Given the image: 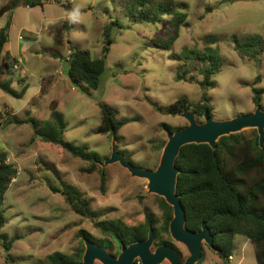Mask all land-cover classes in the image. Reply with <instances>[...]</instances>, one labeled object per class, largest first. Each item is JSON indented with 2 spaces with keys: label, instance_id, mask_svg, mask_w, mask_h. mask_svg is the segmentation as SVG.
I'll return each instance as SVG.
<instances>
[{
  "label": "rangeland",
  "instance_id": "obj_1",
  "mask_svg": "<svg viewBox=\"0 0 264 264\" xmlns=\"http://www.w3.org/2000/svg\"><path fill=\"white\" fill-rule=\"evenodd\" d=\"M9 1L0 0V29L11 19L6 50L21 62L15 69L12 64L13 71L5 79L15 91L26 90L22 98H16L0 87V152H7L8 161L19 170L5 196L8 222L0 231L6 235L5 240L0 238V264H50L49 256L56 253L74 256L79 249L85 252L81 230L97 239H112L72 209L63 194L66 185L91 201L101 213L99 221L138 226L151 214L159 226L163 210L159 196L149 193L148 180L132 176L120 163L104 167L115 145L135 168L158 167L169 132L162 125L175 130L189 122L181 114H162L156 106L166 108L181 97L199 103L206 91L215 120H230L257 109L253 89L264 88V0H152L188 15L169 50L155 41L165 42L175 34L172 16L165 15L160 23L141 22L152 5L141 6L138 0H48L42 6L22 5L2 13ZM68 3L70 9L64 6ZM76 9L79 17L72 20L69 14ZM154 11L156 15L157 8ZM252 36L261 44L243 47ZM234 37L242 42V49ZM70 46L89 50L97 58L107 55L99 89L70 80ZM207 48L217 51L221 68L213 76L216 87L203 90L199 84L203 63L188 59L186 52ZM179 74L195 81L178 79ZM46 78L52 80L44 94ZM100 102L116 109L119 119L129 120L119 131V140L97 133L102 119ZM55 104L66 121L64 140L100 157L94 170L92 162L35 138L32 124L23 123L33 117L47 125ZM261 105L264 109V94ZM196 119L205 122L204 117ZM102 171L107 178L104 191ZM168 240L183 258L189 256L183 244L171 235ZM5 241L11 244L9 251ZM107 251L118 256L121 249ZM203 253L201 264H224L206 244ZM229 264H259L254 244L246 237H235Z\"/></svg>",
  "mask_w": 264,
  "mask_h": 264
},
{
  "label": "trees",
  "instance_id": "obj_2",
  "mask_svg": "<svg viewBox=\"0 0 264 264\" xmlns=\"http://www.w3.org/2000/svg\"><path fill=\"white\" fill-rule=\"evenodd\" d=\"M46 1L48 0H10L2 13L11 12L22 5L27 7L42 6ZM137 2L141 6L152 5L150 12L148 10L149 16L141 19V22L160 23L165 15L172 16L170 23L175 34L165 42L155 41L158 47L169 50V47L179 38L181 27L188 16L187 13L181 10L172 12L169 6L163 3L155 4L152 0H138ZM64 6L67 9L71 8L69 3L64 4ZM155 8L158 10L156 15H154ZM10 29L11 19L0 29V78L6 69L18 62L17 60L11 61L6 50ZM233 39L240 49L242 42L240 43L237 37ZM259 44H261V40L252 36L245 39L243 47L253 48ZM69 51L67 61L70 80L81 87L99 89L101 77L106 71L107 55L97 58L89 50L75 46H70ZM186 55L188 59L191 58L203 63V66L199 68L203 77L199 82L202 89L215 88L216 82L213 80V76L219 73L221 68L217 51L207 48L205 51H187ZM178 79L185 80V74H179ZM51 80L52 78H46L42 81L41 93H46L51 86ZM45 81H48L47 87ZM186 81L194 82L195 78L191 77ZM258 82H261L260 76ZM11 86L8 81H0V87L5 92L13 97L22 98L26 88L19 93ZM253 92L255 105L257 107L262 106L264 88H254ZM99 106L102 119L101 125L96 130L97 133L109 134L119 140V131L129 120L126 118L119 119L117 110L104 102H100ZM156 107L158 112L172 116H177L183 112H192L198 119L203 118L206 112L214 116V108L206 91L203 94L202 102L199 103H192L186 97H181L166 108ZM51 117L52 121L48 122L47 125L33 117L27 118L23 123L32 124L35 138L56 144L73 156L92 162L94 170V165L101 162L100 157L89 152L86 147H78L64 140L66 121L57 110L56 104L53 105ZM162 127L171 132L182 129L179 127L174 130L168 124H163ZM8 159L7 152H0V231L8 222L4 210L5 196L19 173L17 166L10 163ZM176 167L180 171L177 181V194L186 210V228L199 232L203 224L206 223L214 235L213 251L224 261V264H229L230 257L233 256L235 237H246L255 246L258 263L264 264V147L261 148L260 146L257 130H252L250 134L241 132L224 136L218 141L216 150L208 144L186 145L176 160ZM101 174L102 190L104 191L107 181L106 172L102 171ZM63 190L68 204L77 214L91 219L95 228L99 229L103 235L112 238L97 239L86 230H81L79 236L83 240H90L108 250H114L115 247L121 249L122 245L128 246L146 240L149 231L152 229L156 247L172 245L168 238L170 237L169 226L173 218V208L164 198L159 197L160 206L163 210L162 222L159 223V226L151 214L147 215L145 223L129 226L121 221H99L101 213L93 209L91 201L78 189L66 185ZM0 238L5 240L6 235L0 233ZM4 247L9 251L11 244H6L5 241ZM83 255L84 249H79L74 256L56 253L49 256L48 260L50 264H81ZM201 262L202 260L198 264Z\"/></svg>",
  "mask_w": 264,
  "mask_h": 264
},
{
  "label": "water",
  "instance_id": "obj_3",
  "mask_svg": "<svg viewBox=\"0 0 264 264\" xmlns=\"http://www.w3.org/2000/svg\"><path fill=\"white\" fill-rule=\"evenodd\" d=\"M181 115L189 122L187 127L175 132L169 131L168 142L164 147L160 164L154 170L135 168L123 155L118 152L115 145L111 158L104 167L109 164L120 163L134 177L148 180L149 193L158 195L173 208V218L169 231L171 237L183 244L189 253L186 259L182 254L170 245L157 246L155 250V235L151 229L146 240L122 245L118 256L110 254L106 248L85 240L86 250L81 264H162L168 261L170 264H198L203 257L204 245L213 249L214 235L204 223L199 232L186 228V210L180 196L177 194V181L180 173L176 167V160L184 146L189 144H208L216 150L218 141L224 136L241 133L247 129H255L259 134L261 148L264 147V109L258 106L255 112L248 115L237 116L230 120H215L208 112L205 113L204 123H199L192 112H183ZM116 140V138H115Z\"/></svg>",
  "mask_w": 264,
  "mask_h": 264
},
{
  "label": "crops",
  "instance_id": "obj_4",
  "mask_svg": "<svg viewBox=\"0 0 264 264\" xmlns=\"http://www.w3.org/2000/svg\"><path fill=\"white\" fill-rule=\"evenodd\" d=\"M70 2H74V0H70ZM7 53L10 55L11 61H14V60L18 61L16 56L12 55L9 51H7ZM12 71H13V67H11L10 69H6L4 75H2V77L0 78V81L1 82L6 81L5 76L9 75V73H11Z\"/></svg>",
  "mask_w": 264,
  "mask_h": 264
},
{
  "label": "clouds",
  "instance_id": "obj_5",
  "mask_svg": "<svg viewBox=\"0 0 264 264\" xmlns=\"http://www.w3.org/2000/svg\"><path fill=\"white\" fill-rule=\"evenodd\" d=\"M70 19L76 20L79 17V9L74 10L72 13L69 14Z\"/></svg>",
  "mask_w": 264,
  "mask_h": 264
},
{
  "label": "built area",
  "instance_id": "obj_6",
  "mask_svg": "<svg viewBox=\"0 0 264 264\" xmlns=\"http://www.w3.org/2000/svg\"><path fill=\"white\" fill-rule=\"evenodd\" d=\"M20 62H21V61L18 60V62H17V63L15 64V66H14V69H15V68H18ZM230 260H231V261L233 260V256L230 257ZM137 263H138V264H142L140 260H138Z\"/></svg>",
  "mask_w": 264,
  "mask_h": 264
},
{
  "label": "flooded vegetation",
  "instance_id": "obj_7",
  "mask_svg": "<svg viewBox=\"0 0 264 264\" xmlns=\"http://www.w3.org/2000/svg\"><path fill=\"white\" fill-rule=\"evenodd\" d=\"M170 246H172V247H174L177 251H179L175 246H173V245H170ZM205 246V245H204ZM180 252V251H179ZM181 253V252H180ZM184 259H186V258H184Z\"/></svg>",
  "mask_w": 264,
  "mask_h": 264
}]
</instances>
